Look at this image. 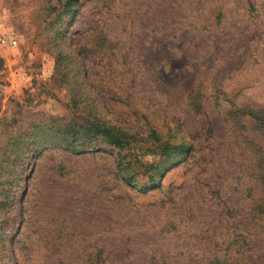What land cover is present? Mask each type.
<instances>
[{
    "label": "rangeland",
    "instance_id": "1",
    "mask_svg": "<svg viewBox=\"0 0 264 264\" xmlns=\"http://www.w3.org/2000/svg\"><path fill=\"white\" fill-rule=\"evenodd\" d=\"M63 4L0 0L37 70L0 106V264H264V0Z\"/></svg>",
    "mask_w": 264,
    "mask_h": 264
},
{
    "label": "trees",
    "instance_id": "2",
    "mask_svg": "<svg viewBox=\"0 0 264 264\" xmlns=\"http://www.w3.org/2000/svg\"><path fill=\"white\" fill-rule=\"evenodd\" d=\"M63 5L64 8L68 10L69 8L76 5V0H64ZM1 64H2V58L0 57V67ZM67 135L70 138L78 137L79 139H82L84 141H94L97 139H101V141H103L105 144L117 149H121L122 147L128 145L126 138H124L121 134L115 133L110 127L98 122H90L85 127H81L80 129L71 130L68 128ZM155 147L154 149H156V151H158L159 154L165 157L170 156L171 154L173 155L175 153L186 152L188 149L187 146H183V145L167 146L166 144H162L160 148H158V150ZM137 169H138L137 172L139 174L148 175V185H151L153 183L151 176L152 173L156 171V167L152 166L151 164H144L141 162L137 164ZM213 264H230V263L228 261H225L224 259H217ZM233 264H246V263H240V261H238L237 263H233Z\"/></svg>",
    "mask_w": 264,
    "mask_h": 264
},
{
    "label": "crops",
    "instance_id": "3",
    "mask_svg": "<svg viewBox=\"0 0 264 264\" xmlns=\"http://www.w3.org/2000/svg\"><path fill=\"white\" fill-rule=\"evenodd\" d=\"M0 57L3 59L2 54ZM41 66L38 67V71H41ZM33 71H37L35 68L30 69L26 66H9L8 63L2 61L0 67V106L3 107V104L7 99L12 96V93H16L18 90H21L22 87H26L31 79L33 78Z\"/></svg>",
    "mask_w": 264,
    "mask_h": 264
},
{
    "label": "built area",
    "instance_id": "4",
    "mask_svg": "<svg viewBox=\"0 0 264 264\" xmlns=\"http://www.w3.org/2000/svg\"><path fill=\"white\" fill-rule=\"evenodd\" d=\"M19 37L16 32L5 25L2 18H0V49L1 48H15L18 45Z\"/></svg>",
    "mask_w": 264,
    "mask_h": 264
}]
</instances>
